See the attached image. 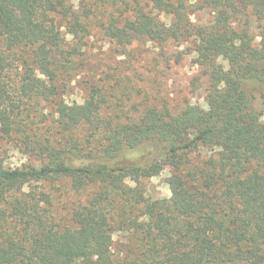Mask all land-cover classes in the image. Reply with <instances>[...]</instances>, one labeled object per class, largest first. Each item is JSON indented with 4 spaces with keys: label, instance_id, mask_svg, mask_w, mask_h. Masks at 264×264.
Listing matches in <instances>:
<instances>
[{
    "label": "trees",
    "instance_id": "trees-1",
    "mask_svg": "<svg viewBox=\"0 0 264 264\" xmlns=\"http://www.w3.org/2000/svg\"><path fill=\"white\" fill-rule=\"evenodd\" d=\"M146 1L0 0V142L34 159L0 155V264H264V0H204L206 24ZM92 27L188 44L207 107L124 112L103 86L69 102Z\"/></svg>",
    "mask_w": 264,
    "mask_h": 264
},
{
    "label": "rangeland",
    "instance_id": "rangeland-1",
    "mask_svg": "<svg viewBox=\"0 0 264 264\" xmlns=\"http://www.w3.org/2000/svg\"><path fill=\"white\" fill-rule=\"evenodd\" d=\"M132 4L139 1L143 7L146 0H128ZM195 13L192 17L196 24H206L212 19L204 0H190ZM164 21L170 17L162 16ZM258 34V30H252ZM88 46L76 61L79 65L69 82L65 97L69 102H83L93 86L105 87L111 102L118 104L124 112L143 110L148 106H170L173 111H180L187 105H206V81L197 90L193 84L201 75L195 64V55L186 43L168 42L159 44L144 38L136 39L128 46H122L107 39L96 27L90 28ZM259 41V40H258ZM256 107L264 114V100L257 97ZM48 111L51 110L47 105ZM264 119V117H263ZM19 143L0 142V155L11 167L34 164V159L17 148ZM20 148V147H19ZM170 171L167 169L160 177L152 179L149 191L154 197L170 198L167 184ZM77 200L73 194L61 196V211ZM63 207V208H62ZM115 240H122L115 234Z\"/></svg>",
    "mask_w": 264,
    "mask_h": 264
}]
</instances>
